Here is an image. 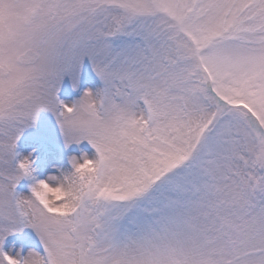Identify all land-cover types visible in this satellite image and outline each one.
<instances>
[{"label":"snow or ice","instance_id":"snow-or-ice-1","mask_svg":"<svg viewBox=\"0 0 264 264\" xmlns=\"http://www.w3.org/2000/svg\"><path fill=\"white\" fill-rule=\"evenodd\" d=\"M42 110L94 149L58 181L16 151ZM0 264H264V0H0Z\"/></svg>","mask_w":264,"mask_h":264},{"label":"rangeland","instance_id":"rangeland-1","mask_svg":"<svg viewBox=\"0 0 264 264\" xmlns=\"http://www.w3.org/2000/svg\"><path fill=\"white\" fill-rule=\"evenodd\" d=\"M100 87L101 81L93 72L90 61L85 58L76 87H73L72 78L66 75L57 94L60 100L70 105L78 100L86 89L95 91ZM16 151L21 157H31L33 175L37 180L50 176L59 177L61 173L69 172V157L79 158L83 154H94V149L87 141L66 146L54 114L45 110L38 114L33 126L24 130L17 142ZM32 183L33 180L23 178L18 182L16 191L21 195H28ZM3 248L5 251L22 250L25 256L30 250L43 253L41 242L31 228H25L21 233L7 237Z\"/></svg>","mask_w":264,"mask_h":264},{"label":"clouds","instance_id":"clouds-1","mask_svg":"<svg viewBox=\"0 0 264 264\" xmlns=\"http://www.w3.org/2000/svg\"><path fill=\"white\" fill-rule=\"evenodd\" d=\"M91 95H92L91 90L86 89L83 92L82 96L78 100H76L70 104L74 108L79 107L81 109V111L77 113L78 116L83 115L87 111L86 105H89ZM65 142H66V140H65ZM84 155H86V154H83L81 156V160H83ZM73 158H75V156L69 157V162H70L71 166H72ZM78 166H80V165H78ZM82 167L89 172L91 171V165L88 163H83ZM50 177L57 178V181H58L57 176H50ZM38 190H39V198H40L41 202H43L46 205L51 204L53 199L58 200L63 194L59 190V183L58 182L56 185L39 187ZM61 210H64V209H61Z\"/></svg>","mask_w":264,"mask_h":264}]
</instances>
